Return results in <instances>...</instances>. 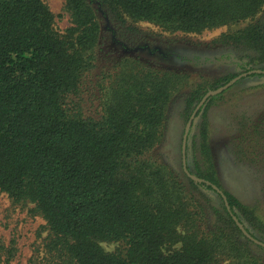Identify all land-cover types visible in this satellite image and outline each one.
I'll return each instance as SVG.
<instances>
[{
    "label": "trees",
    "instance_id": "1",
    "mask_svg": "<svg viewBox=\"0 0 264 264\" xmlns=\"http://www.w3.org/2000/svg\"><path fill=\"white\" fill-rule=\"evenodd\" d=\"M65 9L72 26L60 32L44 0H0V195L45 221L30 263L264 264V100L243 104L227 133L235 165L221 164L202 86L138 58L106 69L100 50L103 23L134 45L141 22L184 35L249 22L210 45L232 50L241 70L221 95L264 77V0H65ZM188 86L187 124L208 98L185 151L181 136L180 174L157 150L172 97ZM15 243L0 246V264H12Z\"/></svg>",
    "mask_w": 264,
    "mask_h": 264
},
{
    "label": "rangeland",
    "instance_id": "2",
    "mask_svg": "<svg viewBox=\"0 0 264 264\" xmlns=\"http://www.w3.org/2000/svg\"><path fill=\"white\" fill-rule=\"evenodd\" d=\"M44 1L55 14V27L58 31L65 32L72 26L70 15L65 9V0ZM247 23L249 22L231 24L199 35H184L167 31L156 24L141 22L138 27L144 31V36L134 45L124 44L126 42L116 37L112 30L106 29L103 23L100 50L109 59L104 65L106 69L112 68L123 58H138L161 71L187 75L191 86L200 85L205 89L204 92L209 93L224 87L227 78L241 74V70L229 59L232 57L229 56L232 55V50L210 45L221 34L236 31ZM217 83L219 87H216ZM261 85H264V77L247 78L221 95L210 96L212 100L207 108L214 152L219 163L235 165L236 159L229 147L227 133L230 136L234 134L236 117L243 104L251 106L264 100V89H254ZM190 88L188 86L181 88L179 92L175 91L170 104V122L166 128V137L157 150L161 160L180 174L179 145L187 125L183 114L184 100ZM201 122L202 115L195 120L189 136L191 163L193 151L199 147ZM192 167L194 168L193 163ZM32 208L30 203L16 204L7 195H0V246L10 245L12 240L16 242L17 252L12 264H31L32 256L39 251L46 236L45 221L41 216L32 213ZM104 247L109 251L116 249L114 244H104Z\"/></svg>",
    "mask_w": 264,
    "mask_h": 264
},
{
    "label": "water",
    "instance_id": "3",
    "mask_svg": "<svg viewBox=\"0 0 264 264\" xmlns=\"http://www.w3.org/2000/svg\"><path fill=\"white\" fill-rule=\"evenodd\" d=\"M241 77H242V76H240V78H241ZM230 84H231V83H228V84H226L224 87H221L220 89H218V90H216V91H214V92H209L207 96L210 97V96H212V95H217V94H219V92H220L221 89H228L229 86H230ZM207 96H205V97L202 99V101L198 104V106L196 107L195 111H194L193 114L191 115L190 120H189V122H188V124H187V126H186V129H185V135H184V140H183V150H184V151H185V148H186L187 138H188V134H189V131H190V128H191V125H192V121L195 119L197 112L200 110V108L202 107V105L204 104V102L207 100V98H208ZM185 160H186V158H185V154H184V163H185ZM192 178H193L194 180H196V181H202V179H200V178H198V177H195V176H193ZM225 199H226V198H225ZM227 206H228V203H227ZM228 207H229V206H228ZM235 220H236V218H235Z\"/></svg>",
    "mask_w": 264,
    "mask_h": 264
}]
</instances>
